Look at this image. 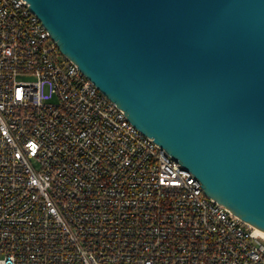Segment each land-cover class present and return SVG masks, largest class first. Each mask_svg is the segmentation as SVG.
<instances>
[{
	"label": "built area",
	"instance_id": "2783aa9c",
	"mask_svg": "<svg viewBox=\"0 0 264 264\" xmlns=\"http://www.w3.org/2000/svg\"><path fill=\"white\" fill-rule=\"evenodd\" d=\"M0 264H264V236L205 195L0 0Z\"/></svg>",
	"mask_w": 264,
	"mask_h": 264
},
{
	"label": "water",
	"instance_id": "95a60500",
	"mask_svg": "<svg viewBox=\"0 0 264 264\" xmlns=\"http://www.w3.org/2000/svg\"><path fill=\"white\" fill-rule=\"evenodd\" d=\"M205 195L264 232V0H25Z\"/></svg>",
	"mask_w": 264,
	"mask_h": 264
},
{
	"label": "bare ground",
	"instance_id": "6f19581e",
	"mask_svg": "<svg viewBox=\"0 0 264 264\" xmlns=\"http://www.w3.org/2000/svg\"><path fill=\"white\" fill-rule=\"evenodd\" d=\"M58 46V45H57ZM59 48V47H58ZM60 50V49H59ZM61 52V51H60ZM63 55V54H62ZM64 56V55H63ZM67 58V57H66ZM68 59V58H67ZM71 61V60H70ZM260 231V230H259ZM260 233L264 236V232L260 231Z\"/></svg>",
	"mask_w": 264,
	"mask_h": 264
}]
</instances>
